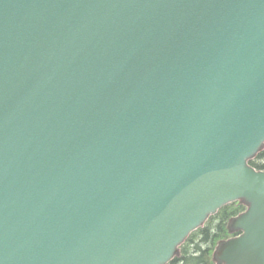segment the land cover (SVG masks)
<instances>
[{"label":"water","instance_id":"obj_1","mask_svg":"<svg viewBox=\"0 0 264 264\" xmlns=\"http://www.w3.org/2000/svg\"><path fill=\"white\" fill-rule=\"evenodd\" d=\"M263 145L264 0H0V264H264Z\"/></svg>","mask_w":264,"mask_h":264},{"label":"trees","instance_id":"obj_2","mask_svg":"<svg viewBox=\"0 0 264 264\" xmlns=\"http://www.w3.org/2000/svg\"><path fill=\"white\" fill-rule=\"evenodd\" d=\"M249 163L258 170H264V145ZM247 208L248 204L243 200L223 206L189 235L168 264H221L216 258V250L220 243L240 233L231 227V223Z\"/></svg>","mask_w":264,"mask_h":264},{"label":"rangeland","instance_id":"obj_3","mask_svg":"<svg viewBox=\"0 0 264 264\" xmlns=\"http://www.w3.org/2000/svg\"><path fill=\"white\" fill-rule=\"evenodd\" d=\"M234 237V236H233ZM232 238V237H231ZM226 241V240H225Z\"/></svg>","mask_w":264,"mask_h":264}]
</instances>
